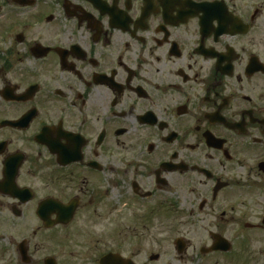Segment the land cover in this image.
<instances>
[{"label": "flooded vegetation", "instance_id": "flooded-vegetation-1", "mask_svg": "<svg viewBox=\"0 0 264 264\" xmlns=\"http://www.w3.org/2000/svg\"><path fill=\"white\" fill-rule=\"evenodd\" d=\"M0 227V264H264V0H0Z\"/></svg>", "mask_w": 264, "mask_h": 264}, {"label": "rangeland", "instance_id": "rangeland-1", "mask_svg": "<svg viewBox=\"0 0 264 264\" xmlns=\"http://www.w3.org/2000/svg\"><path fill=\"white\" fill-rule=\"evenodd\" d=\"M0 228H1V227H0ZM15 229H16V233L21 234V233H20V230H22L21 227L16 226ZM169 243H170V245H171V242H169ZM156 249H157V248H156ZM221 259H222V258L218 259V263H217V264H228L226 261H223V260H221ZM170 261H171V264H185L182 260H178V259L174 258V257H173V254H172V258H170ZM220 261H221V262H220Z\"/></svg>", "mask_w": 264, "mask_h": 264}, {"label": "water", "instance_id": "water-1", "mask_svg": "<svg viewBox=\"0 0 264 264\" xmlns=\"http://www.w3.org/2000/svg\"><path fill=\"white\" fill-rule=\"evenodd\" d=\"M11 179H12V177H11ZM60 211H63V210H60Z\"/></svg>", "mask_w": 264, "mask_h": 264}]
</instances>
